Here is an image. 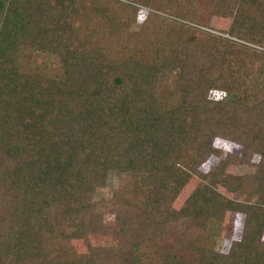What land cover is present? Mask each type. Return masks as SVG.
<instances>
[{"label": "trees", "instance_id": "16d2710c", "mask_svg": "<svg viewBox=\"0 0 264 264\" xmlns=\"http://www.w3.org/2000/svg\"><path fill=\"white\" fill-rule=\"evenodd\" d=\"M128 1L0 0V264H264V58L193 25L178 0ZM212 1L229 16L238 4L232 35L263 30L264 0ZM136 4L152 9L133 30ZM216 135L241 146L239 159L262 152L263 202L200 182L171 208ZM222 163L198 175L230 189ZM111 170L133 176L117 246L56 251L62 235L101 226L91 193ZM233 211L243 227L220 251L207 227Z\"/></svg>", "mask_w": 264, "mask_h": 264}, {"label": "rangeland", "instance_id": "374dc122", "mask_svg": "<svg viewBox=\"0 0 264 264\" xmlns=\"http://www.w3.org/2000/svg\"><path fill=\"white\" fill-rule=\"evenodd\" d=\"M123 2L130 3L128 0ZM180 3L188 5L191 11L196 14L197 22L192 24L201 29L210 31L211 33L221 34L226 37H231L241 43L246 44L255 53L264 58V28L263 30L256 29L252 39L240 38L232 35L229 31L232 26V16L238 7V4L233 3L234 7L232 14L224 15L220 11L221 5L212 0H178ZM160 2V1H159ZM139 7L137 12V21L132 25V29H138L139 23L147 16L148 11L152 8L136 4ZM264 4H260V7ZM264 8V7H262ZM163 15L166 12L159 10ZM201 19V20H200ZM254 38H259L255 40ZM255 40V41H254ZM249 95V94H248ZM250 97L252 95H249ZM245 103L248 101L247 96L244 97ZM242 102V98L239 101ZM215 107V106H214ZM233 123L232 127L234 126ZM231 131L232 128L228 127ZM211 153L201 159L195 167L194 173L186 180L184 185L174 192L169 206L176 210L180 209L186 197L192 190L203 182L210 187L216 189L224 196L235 199L240 202L252 203L259 201L263 202L255 192L258 187V179L256 177V168L261 158L262 152H254L249 159H239L242 153L241 146L232 141L230 138L216 135L212 139ZM264 152V146L262 148ZM228 153L235 155L234 159H225ZM223 161L221 170L225 174H231L237 177L234 187L228 189L219 183H216L211 177L201 178L198 172L207 173L215 168L219 162ZM133 181V176L127 172H119L111 170L106 175V179L102 185H98L91 193V202L94 205L96 213L101 215V226L95 229H88L87 232L80 237L62 235L56 243V251L69 254L68 256H79L89 253V249L94 247H115L119 241L118 227L116 225V212L119 206V196L124 194V189L130 187ZM208 224V232L210 231L214 237V248L225 251L230 245L232 238V230L234 224H241L243 227V216L238 211L228 212L222 220L211 219ZM170 226V229L174 226ZM181 220L176 221L179 233H182L183 228H180ZM241 227V230H242ZM86 229V227H84ZM241 233V232H240ZM235 237V236H233ZM262 239L264 240V230L262 231ZM71 255V256H70Z\"/></svg>", "mask_w": 264, "mask_h": 264}]
</instances>
